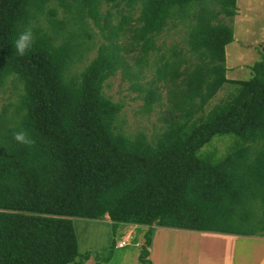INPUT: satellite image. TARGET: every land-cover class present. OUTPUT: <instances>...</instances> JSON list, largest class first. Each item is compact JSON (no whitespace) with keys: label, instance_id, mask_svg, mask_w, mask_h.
Wrapping results in <instances>:
<instances>
[{"label":"trees","instance_id":"obj_1","mask_svg":"<svg viewBox=\"0 0 264 264\" xmlns=\"http://www.w3.org/2000/svg\"><path fill=\"white\" fill-rule=\"evenodd\" d=\"M103 1L127 6V14L112 24L110 11L99 10ZM209 1L217 8L207 0H0V87L11 78L21 89L12 109H0V264L87 259L90 252L78 248L74 216L107 213L114 228L147 225L138 254L144 264H153L148 247L154 224L264 235V43L252 74L230 80L237 84L231 97L197 115L229 80L225 45L234 37L232 25L216 16L231 19L236 0ZM55 5L69 14L66 19L55 16ZM87 15L107 30L108 41L78 69L76 60L91 47L83 46L91 37ZM173 17L186 25L189 58L177 50L156 52V35ZM67 19L76 26L67 27ZM126 21L127 47L116 38ZM26 26L35 40L20 57L12 45ZM135 50L133 69L124 51ZM149 52H155L156 78L132 80L149 65ZM118 67L147 111L161 98L153 83L173 85L169 115L154 138L116 130L122 102L106 95L103 83ZM18 131L34 145L18 144ZM225 132L249 142L217 161L198 155L213 134Z\"/></svg>","mask_w":264,"mask_h":264},{"label":"rangeland","instance_id":"obj_2","mask_svg":"<svg viewBox=\"0 0 264 264\" xmlns=\"http://www.w3.org/2000/svg\"><path fill=\"white\" fill-rule=\"evenodd\" d=\"M207 4L217 8L212 1L207 0ZM49 5L53 6L54 2H50ZM236 5V13L231 19L222 13L216 16V19H223L229 22L233 28V40L225 46L226 62L230 63V61H238L237 63H252L260 58V49L263 48L264 43V0H236ZM55 7L56 17L65 18L66 15H69L62 6L55 5ZM47 8L48 6L45 7V9ZM99 10L102 14H104L106 10L110 11L109 21L112 24H117L119 22L121 12L127 14V6L123 4L115 6L110 3H105L104 1L99 5ZM137 14L138 10L135 9L133 11V16H136ZM42 15L43 14H40V16ZM86 19L88 20L87 29L91 32V37L85 39L83 46L90 45L91 47L90 49H85L83 51L84 55L82 59L76 60L74 67L78 69L82 68L94 55H96L98 46L101 42L108 41L105 37L107 30H101L100 27L93 22L91 16L87 15ZM40 21H42V19ZM43 22L46 25V20H43ZM127 25L126 21L125 30L119 33L116 37L117 40L124 43L126 47L127 40L128 38L130 39V32H127ZM72 26H76V24L72 22V20H68L67 27ZM186 30L187 28L185 23H183V20L177 17L170 18L165 28L156 35V44L159 46V49H157L156 52L158 51L159 53L169 55L173 53L174 50H177L179 55L189 58L191 54L188 49V44L186 43ZM138 53V50L129 52L124 51L126 60L130 63L132 62L133 69L137 68L133 63V60ZM155 57V52H152V54L150 53L148 57L149 65L143 66L141 75L132 80L149 84L152 78H156L154 70L155 64H152ZM74 67H72V69ZM241 67L242 66L236 68L239 70L237 74L230 73V76L235 75L237 78L243 79L248 78L252 74V69H249L250 66L244 65L242 68ZM131 82V79L126 73H124V69L118 67L116 72L107 77L103 83V92L113 100L122 102L121 110L114 121L115 128L116 130H122L129 135H134L136 132L142 130L149 138H154L156 132L164 126V116L169 115L167 107L170 105L171 99L169 98L170 93L168 87L173 88V85L170 84V82H167V80L157 79L153 84L159 86L161 98L153 104V109L147 111L143 106V99L139 91L131 87ZM236 88L237 84L234 81L229 80L227 83H223L222 87H220V89H218V91L205 104L203 111H199L197 115L206 113L213 105L223 102L231 97L230 95L236 91ZM20 90V85L18 84L17 87L15 85V80L8 78L5 84L0 87V109L5 105H7L9 109H12ZM243 142L248 143L249 140H244L240 135L234 132L215 133L203 143L201 147H199L197 153L204 158L217 161L236 145ZM105 215L101 219L81 216H74L72 218L78 238V248L81 252H90L89 257H91V260L88 258L78 264H139L138 262H141L138 258L139 253H136V248L138 246L135 247L134 244L130 242L127 243V245H124V247H117V239L122 237L124 228H114L112 223L107 221L110 217L105 219ZM144 234L145 232L143 233V238H145ZM169 241L171 240H161L159 243L160 254L163 255L164 253H167L166 256H161L162 263L160 264H181L180 256L176 253L177 248L184 244L185 241H172L171 245L168 246L166 243ZM174 245H176L177 248ZM195 246L196 245H188L191 251L194 250ZM111 249L112 252L110 253ZM108 254L110 256L106 257ZM124 256L127 258L124 259L126 260L125 262L122 260ZM169 260L171 261L170 263Z\"/></svg>","mask_w":264,"mask_h":264},{"label":"crops","instance_id":"obj_3","mask_svg":"<svg viewBox=\"0 0 264 264\" xmlns=\"http://www.w3.org/2000/svg\"><path fill=\"white\" fill-rule=\"evenodd\" d=\"M237 62L230 61V63H227L225 57V74L229 80L240 79L235 75L230 76V73L237 74L239 70L236 68H239L240 66L243 67L244 65L251 66L254 61L252 63ZM249 69H251V67ZM228 81H225L224 83H227ZM105 216V219L109 217L108 214ZM107 221L111 222V219H107ZM119 227L124 228L122 237H124L126 233L130 234V236L122 246L117 245V247H124V245L131 242L135 247L138 246L136 248V253L138 254L144 239L143 233L148 226L145 224L125 223ZM153 232V239L151 245H149L148 255L153 264L162 263L161 256L167 255V253H164L163 255L160 254L159 243L161 240H171L166 243L168 246L171 245L172 241H185L184 244L180 245L178 248L174 245L177 248L176 254L180 256L181 264H264V235H243L229 232L160 226L157 224H154ZM117 240H120V238ZM188 245L196 246L194 247V250L191 251ZM88 258L91 260V257ZM124 259H127L126 256L122 259L125 262L126 260ZM170 262L171 261L169 260V263ZM138 263L142 264L141 262Z\"/></svg>","mask_w":264,"mask_h":264},{"label":"clouds","instance_id":"obj_4","mask_svg":"<svg viewBox=\"0 0 264 264\" xmlns=\"http://www.w3.org/2000/svg\"><path fill=\"white\" fill-rule=\"evenodd\" d=\"M35 36L31 26H26L13 42V47L17 56L23 57L27 55L34 44ZM13 139L20 145L31 147L34 145V139L25 131L15 132Z\"/></svg>","mask_w":264,"mask_h":264},{"label":"built area","instance_id":"obj_5","mask_svg":"<svg viewBox=\"0 0 264 264\" xmlns=\"http://www.w3.org/2000/svg\"><path fill=\"white\" fill-rule=\"evenodd\" d=\"M130 236V234H127L124 237H121L120 240L117 241V245L118 246H122L126 241L127 238Z\"/></svg>","mask_w":264,"mask_h":264}]
</instances>
